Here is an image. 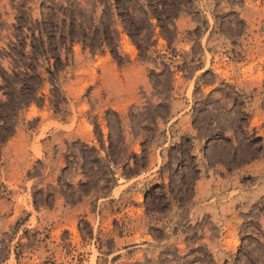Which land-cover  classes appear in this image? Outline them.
<instances>
[{
	"label": "rangeland",
	"instance_id": "374dc122",
	"mask_svg": "<svg viewBox=\"0 0 264 264\" xmlns=\"http://www.w3.org/2000/svg\"><path fill=\"white\" fill-rule=\"evenodd\" d=\"M172 7L169 0H149L147 8L136 0H0V94L7 97L0 100V188L8 193L7 199L0 195V224L9 229L0 237V264H220L221 260L229 264V254L239 258L242 252L264 264V249L244 252L245 239L255 240L240 232L250 220L236 226L233 218V209L241 206L251 212L256 194L232 192L234 203L225 199L220 209L209 207L205 201L216 199L209 175L195 193L201 206L193 205L189 213L194 224L177 219L171 202L156 195L157 188L170 183L164 171L165 150L171 157L182 148L172 143L171 128L194 111L201 91L198 82L223 73L220 83L226 81L238 90L252 87L255 92L264 86V57L237 61L243 78L252 81L245 86L243 78L233 79L232 72L217 63L220 48L214 52L209 46L219 35L218 23L223 33L222 21L234 10L209 11L205 27L193 29L189 26L193 12L173 14ZM194 11L199 16L204 9ZM173 30L176 47L167 35ZM193 32L203 33L199 47L206 49L208 60L190 78L179 65H171L178 71L170 87L186 93L191 104L185 110L177 96L166 105L171 115L167 127L162 116L156 123L159 134L169 139L159 145L153 136L151 142L144 139L133 145L118 168L104 172L98 189L90 181L80 182L84 196L78 198L79 207L67 204L63 196L54 199L57 194L51 191L41 198L45 188L37 187L33 170L44 165L47 146L53 159L64 147L77 150L85 170L97 153L91 144L101 157L107 156L105 149L113 148L111 119L131 118L145 81L152 77L139 64L145 48L150 43L157 49L167 70L177 51L188 47L185 34ZM232 52L235 55L236 48ZM218 88L209 85L203 91L210 95ZM249 127L253 135L264 137L259 120L252 118ZM145 130L151 131L147 125ZM63 157L67 161L68 153ZM91 196L95 199L85 203ZM204 221L212 227H200Z\"/></svg>",
	"mask_w": 264,
	"mask_h": 264
},
{
	"label": "clouds",
	"instance_id": "9594fccd",
	"mask_svg": "<svg viewBox=\"0 0 264 264\" xmlns=\"http://www.w3.org/2000/svg\"><path fill=\"white\" fill-rule=\"evenodd\" d=\"M136 2L147 8L149 0H136ZM169 3L173 6L171 9L173 14L179 12L187 15L189 11L193 12L195 19L189 25L193 29L198 25L202 29L205 27L206 13L209 11L223 14L230 9L234 10V14L226 16L222 21L223 33H220L218 23L219 35L213 36L209 44L214 52L215 48H220V52L215 53L216 61L232 72L233 79L239 80L241 76L242 66L237 61L244 57H264V0H191V2L169 0ZM198 8L204 9V12L196 16L194 10ZM167 35L173 41V47H176L175 31ZM202 35L203 33L197 35L195 32L190 36L185 34L184 40L188 47L177 51L168 61L170 66L167 70L160 64V60L164 58L159 57L158 50L152 48L150 43L145 48L139 64L144 68L145 75L151 72L152 77L145 81L141 99L136 101L135 107L132 108L131 118L121 116L111 119L113 148L105 149L108 152L107 156L101 157L97 152L88 160L85 170L80 168L77 150L70 146L64 147L57 150L53 159V150L50 145L47 146L49 154L43 158L44 165H37L33 170V180L37 187L45 188L41 198L46 197L47 192L51 191L57 194L54 199L63 196L67 204L71 205L75 202L79 207L78 198L84 196L80 182L90 181L96 184L98 189L104 183V172L113 167L118 168L127 153L133 150V145L144 139L151 142L153 136L156 137V143L159 145H163L169 139L168 136L159 134L160 125L156 123L162 116L164 127H167L166 121L171 115L166 110V105L174 103L177 96L184 101L185 110L191 104L186 93L174 92L170 87L178 71L171 65H179V70H182L186 77L190 78L196 74L197 67L208 60L206 49L199 47ZM233 40L238 43L233 45ZM193 45L196 47L193 48ZM233 48H236L235 55L232 52ZM222 79L223 73H220L198 82L201 91L194 111L182 117L181 122L171 128L172 143L182 144V148L173 151L171 157L167 149L163 155L164 171L170 183L167 186L162 185L155 191L157 197L164 196L166 202H171L175 217L187 220L188 224L195 223L189 213L193 205L201 206V201L195 193L201 182L208 181L209 175L212 177V183L216 185L213 189L216 199L205 201L209 207L220 209L225 199L234 203L232 192L256 194L258 198L251 212L248 206H241L238 211L233 209V218L236 226L243 224L245 219L250 220L240 232L242 236H254L255 240L250 242L245 239L244 252L255 248L264 249V211L261 210L264 208V199H260L264 197V137L258 138V134L253 135L249 127L252 118L264 124V86L259 87L255 92L252 91V87L238 90L226 81L221 84ZM209 85H219V88L206 95L203 89ZM242 92L244 95L241 94ZM6 99L7 97L0 94V100ZM93 106L96 107L95 101ZM120 120H125L127 123L121 124ZM0 125H3V121H0ZM146 125L151 131L145 130ZM184 125L190 127L185 129ZM185 132L188 134L185 135ZM2 134L3 129L0 128V136ZM73 152L77 154L74 156ZM63 153H68L67 161L64 160ZM94 160H99V164L94 163ZM62 168L65 169L63 172H61ZM246 174L251 175L250 180ZM221 176L225 178L223 181L220 180ZM241 180L244 181L243 184L240 183ZM225 184L227 187H224ZM132 191H136V188L134 187ZM0 195L7 199L8 193L0 188ZM89 199H95V196L85 197V203ZM236 199H240V196ZM12 206L11 203L8 204L9 208ZM68 211L69 209L66 208V214ZM205 225L212 227L208 221H204L200 227ZM0 229H3L0 230V237H3L4 231L9 230L2 224ZM228 258L229 264H256L243 252L239 258L234 254H229ZM220 264H223L222 260Z\"/></svg>",
	"mask_w": 264,
	"mask_h": 264
},
{
	"label": "crops",
	"instance_id": "0c3cea01",
	"mask_svg": "<svg viewBox=\"0 0 264 264\" xmlns=\"http://www.w3.org/2000/svg\"><path fill=\"white\" fill-rule=\"evenodd\" d=\"M257 40L259 41V38H258V37H257ZM242 60H243V62H245V61H247V62H251L252 60L255 61V60H257V56L244 57ZM240 77L243 78L242 75H241ZM251 83H252V81H251L250 79L243 78V82H242L243 85L247 86L248 84H251ZM83 140H86V139L83 138ZM91 147L93 148V150H94L95 152H98L99 155H101V153H100V152L98 151V149H97V146H96L94 143L91 144Z\"/></svg>",
	"mask_w": 264,
	"mask_h": 264
},
{
	"label": "bare ground",
	"instance_id": "6f19581e",
	"mask_svg": "<svg viewBox=\"0 0 264 264\" xmlns=\"http://www.w3.org/2000/svg\"><path fill=\"white\" fill-rule=\"evenodd\" d=\"M129 47H131V46H129Z\"/></svg>",
	"mask_w": 264,
	"mask_h": 264
}]
</instances>
